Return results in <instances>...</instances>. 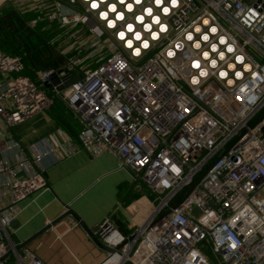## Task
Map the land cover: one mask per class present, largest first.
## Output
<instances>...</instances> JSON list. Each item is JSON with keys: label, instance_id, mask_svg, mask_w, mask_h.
<instances>
[{"label": "built area", "instance_id": "1", "mask_svg": "<svg viewBox=\"0 0 264 264\" xmlns=\"http://www.w3.org/2000/svg\"><path fill=\"white\" fill-rule=\"evenodd\" d=\"M58 1L67 12L35 8L68 39L78 27L101 40L57 48L60 63L33 79L0 50V126L58 98L79 147L111 153L144 184L141 225L129 235L108 218L94 226L110 250L98 264H264V0ZM52 146L23 152L0 139V264H43L14 250L9 225L45 189Z\"/></svg>", "mask_w": 264, "mask_h": 264}, {"label": "crops", "instance_id": "2", "mask_svg": "<svg viewBox=\"0 0 264 264\" xmlns=\"http://www.w3.org/2000/svg\"><path fill=\"white\" fill-rule=\"evenodd\" d=\"M57 1L19 2L32 11L40 3L46 6L52 2L63 9ZM55 55L58 65L60 58ZM0 139L17 142L23 152L43 140L54 145L52 153L41 161L45 189L20 202L9 225L12 240L26 242L24 249L43 264H98L106 255L70 216L61 218L67 211L89 229L108 218L119 233L129 235L151 210L152 196L144 184L132 182L128 171L118 169L111 153L81 149L77 137L70 138L45 111L14 127L0 126Z\"/></svg>", "mask_w": 264, "mask_h": 264}, {"label": "rangeland", "instance_id": "3", "mask_svg": "<svg viewBox=\"0 0 264 264\" xmlns=\"http://www.w3.org/2000/svg\"><path fill=\"white\" fill-rule=\"evenodd\" d=\"M0 1H3L2 4H0V31H2L5 47L9 51H15L16 56L31 60L36 57L34 55L36 54L35 52H37L39 55L38 57H40L39 59H42L47 54L55 55L52 47L54 50H57V48L61 49L64 47L65 43H67L66 46L70 45L72 49H75L77 44L80 43L83 44V46L91 47L98 40H101L100 38L97 39L93 37L89 30L85 28L78 30V27H74L73 30L70 31L73 34L72 37L68 39L69 33L63 28H58L56 24L53 23L55 26L53 31L56 34L54 35V38L52 39L53 41H51L50 44L54 43V46L47 47L43 44H38L35 39V34L33 33V26L38 21V19L35 18L30 22H24L23 19L27 12L30 11L36 13L40 10L32 11L25 6H20V0Z\"/></svg>", "mask_w": 264, "mask_h": 264}, {"label": "trees", "instance_id": "4", "mask_svg": "<svg viewBox=\"0 0 264 264\" xmlns=\"http://www.w3.org/2000/svg\"><path fill=\"white\" fill-rule=\"evenodd\" d=\"M38 19V21L33 26V33L35 34V39L37 43L43 44L44 46L52 47L53 44H50L52 39L54 38V35L56 34L53 29L55 26L53 25V22H47V19L45 16H42V14L39 13H33V12H27L25 15L23 21L24 22H30L33 19ZM62 32V31H61ZM46 43H49V45H46ZM40 48V47H38ZM52 49H54L52 47ZM0 50L9 56H16L15 51H9L4 44L2 31H0ZM36 56L35 58L31 60H27L25 58H21L23 63V71L21 74L24 76H27L30 79L34 78V74L37 70L51 68L56 66L58 57L56 55H45L42 59H39L38 53L35 52ZM71 53H75V51H72ZM71 53L69 55H71ZM19 57V56H18ZM47 116L55 122V124L64 131L70 138L76 139L77 134L79 132V123L77 122L76 118L73 116L69 110L64 106V104L58 99L55 98L53 100V103L51 106L45 111Z\"/></svg>", "mask_w": 264, "mask_h": 264}, {"label": "water", "instance_id": "5", "mask_svg": "<svg viewBox=\"0 0 264 264\" xmlns=\"http://www.w3.org/2000/svg\"><path fill=\"white\" fill-rule=\"evenodd\" d=\"M61 2L65 3L67 2V0H60ZM70 75H73V72H70ZM69 83V82H67ZM66 216H70L74 221L77 222V224L81 227V229L83 230V232L86 234V236L90 239V241L95 245V247H97L98 249L102 250L103 252H110V250H108L106 247H104L102 245V243L99 241V238L97 237V235L94 233L93 229H89L87 228L80 220L79 218L74 215L71 211H67L66 213H64L62 215L61 218H64ZM26 245V242L20 243V245L18 246H14V250H19L21 248H24Z\"/></svg>", "mask_w": 264, "mask_h": 264}, {"label": "snow or ice", "instance_id": "6", "mask_svg": "<svg viewBox=\"0 0 264 264\" xmlns=\"http://www.w3.org/2000/svg\"><path fill=\"white\" fill-rule=\"evenodd\" d=\"M158 2H159V0H158ZM93 7H96V5H95V4H93ZM213 31H214V29H213Z\"/></svg>", "mask_w": 264, "mask_h": 264}]
</instances>
